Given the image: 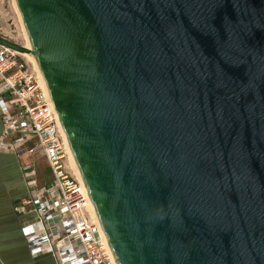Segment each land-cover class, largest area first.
<instances>
[{"label":"water","instance_id":"95a60500","mask_svg":"<svg viewBox=\"0 0 264 264\" xmlns=\"http://www.w3.org/2000/svg\"><path fill=\"white\" fill-rule=\"evenodd\" d=\"M14 3L116 264H264V0Z\"/></svg>","mask_w":264,"mask_h":264},{"label":"built area","instance_id":"2783aa9c","mask_svg":"<svg viewBox=\"0 0 264 264\" xmlns=\"http://www.w3.org/2000/svg\"><path fill=\"white\" fill-rule=\"evenodd\" d=\"M26 63L17 51L0 45V152L20 161L27 191L15 199L13 209L22 217L28 251L31 257L50 254L55 264H116L82 185L69 171L56 109ZM39 157L51 169V179L42 184Z\"/></svg>","mask_w":264,"mask_h":264},{"label":"crops","instance_id":"0c3cea01","mask_svg":"<svg viewBox=\"0 0 264 264\" xmlns=\"http://www.w3.org/2000/svg\"><path fill=\"white\" fill-rule=\"evenodd\" d=\"M1 123L0 119V129ZM20 169L15 154L0 152V264H55L47 254L31 257L20 234L21 221L13 209L15 199L25 189Z\"/></svg>","mask_w":264,"mask_h":264},{"label":"rangeland","instance_id":"374dc122","mask_svg":"<svg viewBox=\"0 0 264 264\" xmlns=\"http://www.w3.org/2000/svg\"><path fill=\"white\" fill-rule=\"evenodd\" d=\"M23 30L18 11L14 5V0H0V37L18 45L26 46V32ZM23 59L27 62L28 68H34L33 64L27 58L23 57ZM36 167L38 168L39 183L48 182L51 179V169L48 168L47 162L39 157L36 160ZM69 168V171L72 173L73 170H71L70 164Z\"/></svg>","mask_w":264,"mask_h":264},{"label":"bare ground","instance_id":"6f19581e","mask_svg":"<svg viewBox=\"0 0 264 264\" xmlns=\"http://www.w3.org/2000/svg\"><path fill=\"white\" fill-rule=\"evenodd\" d=\"M14 5H15V3H14ZM23 31H24V30H23ZM25 38H26V37H25ZM29 46H30V45H29V42H28V40H27V43H26V46H25V47L29 48ZM17 53H19V54L22 55L23 57L27 58L28 61L31 62V63L33 64V66H34V68H35V70H36V72H37V74H38L39 85H40V87L42 88L43 92H44V93L47 95V97L49 98V94H48V91H47V89H46V85H45V83H44V81H43V78H42V76H41V74H40V71H39V68H38V65H37L38 63L36 62V59H35L34 55H33L32 53H30L29 51H28V52H17ZM63 135H64V133H63ZM64 139H65V135H64ZM66 153L68 154V157H69V164H70L71 170H73L72 173H73L74 177L76 178V180H78V181L80 182V184L82 185L83 193H84V196H85V199H86V202H87V206H88V208H89V210H90L91 216H93V217H92L93 220H94L97 224H99V223H98V220H97V218H96L97 216L95 215L94 208H93L92 203H91V201H90V199H89V196H88V194H87V192H86V189H85V187H84L83 181H82V179H81V177H80V174H79V170L77 169V166H76V164H75V161H74V159H73V157H72V154H71V152H70V149H69L68 145H66Z\"/></svg>","mask_w":264,"mask_h":264}]
</instances>
